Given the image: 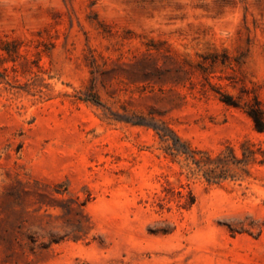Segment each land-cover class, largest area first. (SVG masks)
<instances>
[{"label":"rangeland","instance_id":"obj_1","mask_svg":"<svg viewBox=\"0 0 264 264\" xmlns=\"http://www.w3.org/2000/svg\"><path fill=\"white\" fill-rule=\"evenodd\" d=\"M256 105L264 0H0V264H264V163L208 182L131 123L239 156Z\"/></svg>","mask_w":264,"mask_h":264},{"label":"trees","instance_id":"obj_2","mask_svg":"<svg viewBox=\"0 0 264 264\" xmlns=\"http://www.w3.org/2000/svg\"><path fill=\"white\" fill-rule=\"evenodd\" d=\"M226 102H229L226 100ZM247 114L251 117L254 127L258 132H264V109L259 106L249 107ZM128 121V120H126ZM132 124H143L150 126L160 141L165 143V152L173 157L182 156L185 166L190 174H201L208 182H219L235 176V168L247 164L249 161L264 163V149L249 141L240 142V155L238 156L232 145L210 152L203 149L191 147L181 140L174 131L164 123H148L144 117L131 121ZM260 156V158H257ZM173 187L166 188L167 191L159 201L168 198L169 195L176 197L178 207L190 208L195 203V196L190 189ZM162 204V203H159ZM55 241L54 239H50ZM56 242V241H55Z\"/></svg>","mask_w":264,"mask_h":264}]
</instances>
